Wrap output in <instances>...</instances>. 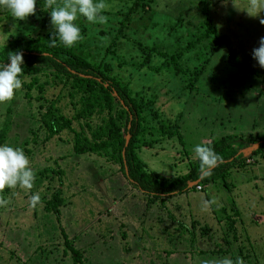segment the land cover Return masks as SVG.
I'll list each match as a JSON object with an SVG mask.
<instances>
[{
    "label": "rangeland",
    "instance_id": "rangeland-1",
    "mask_svg": "<svg viewBox=\"0 0 264 264\" xmlns=\"http://www.w3.org/2000/svg\"><path fill=\"white\" fill-rule=\"evenodd\" d=\"M135 1L137 11L129 10L127 16ZM104 2L107 23L92 24L78 16L83 39L73 50L92 61L105 60L109 74L142 103L141 137L151 143L136 153L150 171L164 176L185 172L196 156L195 146L223 134H234L239 149L251 147L249 134L264 135V72L226 64L223 47L211 53L209 39L198 38L203 19L199 0ZM234 3L245 8L248 0H212L211 15L239 59L260 68L252 52L264 37V12L250 17ZM39 9L42 3L35 15L19 21L0 7V45L9 33L50 40V12ZM200 66L195 79L191 73ZM59 91V86H47L45 95ZM59 104L65 114L72 112L66 98ZM37 112V102L28 103L21 90L0 104V125L6 118L11 125L4 144L21 147L36 126ZM163 122L177 125L180 134L161 135ZM28 145L34 151L26 153L33 170L51 165L60 173L50 172L31 194L8 188L15 196L12 206L0 212V264H72L64 239L83 251L87 264H215L226 257L234 264L238 257L244 264H264V156L231 167L224 179L147 203L121 171H113L117 166L73 152L67 129ZM57 188L65 199L59 216L45 212L43 201L29 206L31 195L41 194L44 200ZM204 201L210 202L206 208ZM228 216L235 218L231 224Z\"/></svg>",
    "mask_w": 264,
    "mask_h": 264
},
{
    "label": "trees",
    "instance_id": "trees-1",
    "mask_svg": "<svg viewBox=\"0 0 264 264\" xmlns=\"http://www.w3.org/2000/svg\"><path fill=\"white\" fill-rule=\"evenodd\" d=\"M44 2L45 0H37V3H42V5ZM199 3L203 19L200 22L198 38L209 39L211 53L218 46L223 47L227 50L226 64L249 70L251 73H263L264 68L246 65L239 59L230 38L220 32L211 15L212 0H199ZM137 5L139 3L135 1L133 8L128 9L126 15L129 16L133 9L137 11L135 7ZM143 5L140 3L141 7ZM42 12L48 11L39 9V13ZM73 47H66L59 40L56 46H52L50 40L42 39L40 35L27 38L13 33H9L6 42L0 45V66L10 63L9 52L23 53L24 72L20 77L23 86L20 90L28 103H33V100L37 102L36 126L30 129V137L25 139L19 147L25 154L33 151L28 145L30 142L36 146L59 134L63 129H67L72 134L73 152L93 154L117 166L113 171H121L130 184L146 195L147 203L159 197L164 198L173 192L194 189L200 183L207 185L218 178L224 179L231 167H244L249 162L247 159L253 155L264 156V135L259 137V133L249 134L251 138L247 136L246 139L250 138L251 146L256 143L258 145L248 151L238 152L240 149L232 141L234 134L227 133L212 138L204 144L211 147L222 158L211 170L210 175H204L201 172L200 161L196 156L183 173L173 176L153 173L136 153L138 147H146L151 143L150 139L144 135L141 137L144 129V119L141 115L142 103L136 101L127 88L109 74L110 67L105 60H89L76 53ZM146 54L147 57L149 53ZM203 67L200 66L192 71L191 74L195 79ZM47 86H59V94L46 97ZM60 98L67 99V104L72 109L69 115L64 113L59 104ZM10 129V120L6 118L0 125V145H4L7 141ZM147 131L153 133L151 130ZM160 133L163 136H173L180 134V130L177 125L163 122ZM126 135L129 136L127 144H125ZM34 172L35 181L33 188L29 191L30 194L50 172L60 173V169H55L51 165H41ZM190 182L192 184L189 186ZM39 195L43 201L42 209L59 216V207L65 202L60 189L57 188L44 200L42 195ZM0 196L9 200V205L12 206L14 203L15 193L8 191V188L0 193ZM3 210L4 208L0 207V212ZM237 214L236 209L234 215ZM228 218L230 224L232 220H235L233 216H228ZM64 242V253L67 254L70 250L72 264H78V262L87 264L83 260L81 249L75 247L70 240L64 239ZM39 249L45 250L46 247H39Z\"/></svg>",
    "mask_w": 264,
    "mask_h": 264
},
{
    "label": "clouds",
    "instance_id": "clouds-1",
    "mask_svg": "<svg viewBox=\"0 0 264 264\" xmlns=\"http://www.w3.org/2000/svg\"><path fill=\"white\" fill-rule=\"evenodd\" d=\"M238 10H246L250 17H257L264 12V0H248L247 7ZM0 7L7 9L15 20H27L37 11V0H0ZM104 0H45L43 9L50 12L51 25L54 29L51 35V45L56 46L59 40L66 47H72L83 39L80 27L75 23L78 16H83L89 23L105 24L108 18L102 13L107 9ZM264 25V18L260 19ZM253 59L264 68V37H260L259 46L253 49ZM10 63L0 66V104L11 102L16 92L23 86L20 78L23 75L24 56L22 52H9ZM196 157L200 161V169L204 175H210L211 170L218 165L221 157L211 148L198 144L194 148ZM35 172L30 166V160L20 148H14L8 144L0 145V193L6 188L19 187L30 191L34 186ZM9 200L0 196V207H6ZM41 203L40 195L33 194L29 197V206L35 208ZM205 208L209 201H204ZM204 264H208L207 261ZM215 264H234L230 258L216 261ZM235 264H244L238 257Z\"/></svg>",
    "mask_w": 264,
    "mask_h": 264
},
{
    "label": "water",
    "instance_id": "water-1",
    "mask_svg": "<svg viewBox=\"0 0 264 264\" xmlns=\"http://www.w3.org/2000/svg\"><path fill=\"white\" fill-rule=\"evenodd\" d=\"M128 141H129V136L126 135L125 144H127ZM257 145H258L257 143L254 144V147L257 146ZM252 148H253V146H251V147H245V148H243V149H240L238 152H245V151H248V150H250V149H252ZM191 184H192V182L189 183V186H190Z\"/></svg>",
    "mask_w": 264,
    "mask_h": 264
},
{
    "label": "built area",
    "instance_id": "built-area-1",
    "mask_svg": "<svg viewBox=\"0 0 264 264\" xmlns=\"http://www.w3.org/2000/svg\"><path fill=\"white\" fill-rule=\"evenodd\" d=\"M247 160L249 161V159H247ZM196 187H197V188H200V184H197Z\"/></svg>",
    "mask_w": 264,
    "mask_h": 264
}]
</instances>
